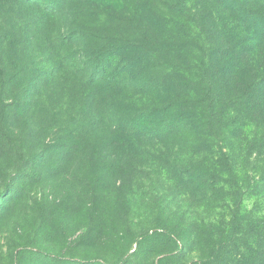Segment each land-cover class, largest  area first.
<instances>
[{"label": "rangeland", "instance_id": "1", "mask_svg": "<svg viewBox=\"0 0 264 264\" xmlns=\"http://www.w3.org/2000/svg\"><path fill=\"white\" fill-rule=\"evenodd\" d=\"M233 1L0 0V264H264Z\"/></svg>", "mask_w": 264, "mask_h": 264}, {"label": "trees", "instance_id": "2", "mask_svg": "<svg viewBox=\"0 0 264 264\" xmlns=\"http://www.w3.org/2000/svg\"><path fill=\"white\" fill-rule=\"evenodd\" d=\"M71 1V0H70ZM234 2L233 0H230ZM264 0H259L262 5L263 9L258 10H245L244 13L246 14V18H244L243 24H245V27L247 26V31L249 29H253V24L256 20L259 18L264 19ZM256 2V3H259ZM101 3L102 0H86V4L91 6H103ZM244 14V16H245ZM259 31H255L252 33V35H255L250 38L247 37V40H245L246 43V49L243 51L241 56H243L240 61L234 60L230 58L229 54L226 52H222V49H217L215 51V55H220L222 59L228 58L225 60L227 61L220 67V72L224 73L226 72V78L227 80L232 81V77H235L236 75L245 76L244 82L238 83V86H241L242 89L240 91H243V96L246 98L245 102L250 103L254 106V109H258L261 112V114L264 117V34L259 35ZM251 35V36H252ZM124 52L134 53L135 50L131 46H127L124 50ZM89 52H92L89 50ZM245 59V60H244ZM242 63V66L239 67L238 63ZM103 80H101L102 82ZM100 82V81H99ZM100 82V83H101ZM99 84H97L96 88ZM237 85V84H236ZM156 111L149 112L147 114H140V116H147V117H154L156 114ZM166 112V108L164 109ZM171 115V114H170ZM149 127H147L145 130H148ZM169 135L172 136L175 133V127L171 126L169 128ZM234 208V209H233ZM239 205L237 203H234L232 206V212L234 215L233 223L237 220V216L239 215ZM233 231L236 230L235 227H232Z\"/></svg>", "mask_w": 264, "mask_h": 264}]
</instances>
